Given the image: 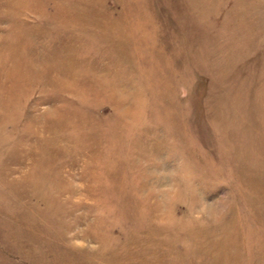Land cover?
Returning a JSON list of instances; mask_svg holds the SVG:
<instances>
[{"label":"rangeland","instance_id":"rangeland-1","mask_svg":"<svg viewBox=\"0 0 264 264\" xmlns=\"http://www.w3.org/2000/svg\"><path fill=\"white\" fill-rule=\"evenodd\" d=\"M0 264H264V0H0Z\"/></svg>","mask_w":264,"mask_h":264}]
</instances>
